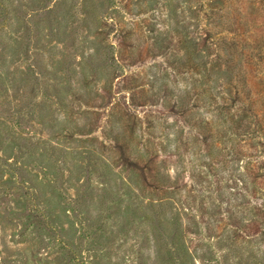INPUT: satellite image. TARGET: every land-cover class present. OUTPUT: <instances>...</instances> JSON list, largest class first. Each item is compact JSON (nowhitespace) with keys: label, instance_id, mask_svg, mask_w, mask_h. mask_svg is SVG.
<instances>
[{"label":"rangeland","instance_id":"obj_1","mask_svg":"<svg viewBox=\"0 0 264 264\" xmlns=\"http://www.w3.org/2000/svg\"><path fill=\"white\" fill-rule=\"evenodd\" d=\"M253 2L0 0V264H264Z\"/></svg>","mask_w":264,"mask_h":264},{"label":"trees","instance_id":"obj_2","mask_svg":"<svg viewBox=\"0 0 264 264\" xmlns=\"http://www.w3.org/2000/svg\"><path fill=\"white\" fill-rule=\"evenodd\" d=\"M255 1H256V4H255L256 7L253 8L252 6L251 7L247 6V8L243 7L241 9V12L243 13L242 19H243V22H244V24L246 26V27H244V29H242L243 32H245V31L246 32L247 31L248 32H253V31H255V28L257 26H259L261 29L264 30V0H254L253 4L255 3ZM228 3H229V1H228ZM223 14L221 15V19L225 18V20L227 21L228 20V16H224ZM255 15H257L258 18L260 19V22L258 23V25L254 23V19L256 18ZM227 24H225V25H227ZM263 56H264V54H263ZM239 76L242 78L243 81L247 82L245 80V76H247V75H243L240 72Z\"/></svg>","mask_w":264,"mask_h":264}]
</instances>
